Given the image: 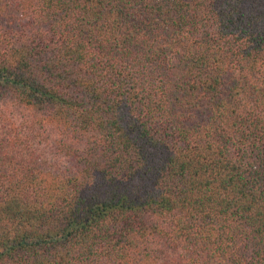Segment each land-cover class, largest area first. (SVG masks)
Wrapping results in <instances>:
<instances>
[{"label": "trees", "instance_id": "obj_1", "mask_svg": "<svg viewBox=\"0 0 264 264\" xmlns=\"http://www.w3.org/2000/svg\"><path fill=\"white\" fill-rule=\"evenodd\" d=\"M0 264H264V0H0Z\"/></svg>", "mask_w": 264, "mask_h": 264}]
</instances>
